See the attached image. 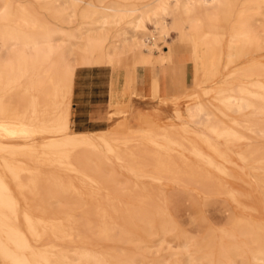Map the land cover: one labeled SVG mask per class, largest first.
Masks as SVG:
<instances>
[{"label":"bare ground","instance_id":"1","mask_svg":"<svg viewBox=\"0 0 264 264\" xmlns=\"http://www.w3.org/2000/svg\"><path fill=\"white\" fill-rule=\"evenodd\" d=\"M219 1L0 0V264H139L125 248L94 247L156 243L160 254L174 233L180 252L154 264H264V0H243L226 36ZM50 18L111 38L110 63L126 70L129 87L133 63L152 77L169 59L146 43V22L164 39L177 30L178 43L192 42L196 98L137 104L139 127L128 118L110 124L120 131H73L76 63ZM162 186L184 187L195 204L227 198L226 241L211 229L192 247Z\"/></svg>","mask_w":264,"mask_h":264},{"label":"rangeland","instance_id":"2","mask_svg":"<svg viewBox=\"0 0 264 264\" xmlns=\"http://www.w3.org/2000/svg\"><path fill=\"white\" fill-rule=\"evenodd\" d=\"M218 14H219V6H218ZM80 10L78 13L80 14ZM220 17V16H219ZM79 18V17H77ZM51 22H54L56 25H59L61 29H59L55 34L54 37L60 42L62 40H65L64 44L66 46L67 50V57L71 58L74 60L76 63V72L78 74H92V75H97V79L101 82H103V86L99 87V90L101 91H106L107 85H108V92H109V98L107 103L105 104H100V109L101 111L103 110L102 113L99 114V118L103 119L102 122L98 123H92L91 121H86L83 124H78L75 122V108H74V99H72V106H71V128L73 131H79L83 127H86L88 129L95 128V127H101L99 129H108L112 131H120L123 129L117 128L116 126H109L112 121L114 122L113 124L115 125L117 122H122L125 120H128L130 118V124L129 127L135 128L139 127L142 125V123L138 119H134L132 116L135 114L134 112V106L129 108L128 115H125L127 109H117L115 105L112 104L113 101L116 102H122L125 103L127 98H117L116 94H113V70H112V64L110 63V50L112 48V39H95V37L89 35L90 32H94V30L89 31L88 29H91L88 25H82L81 22L82 20H75L71 24H59L55 19L50 18ZM169 22L172 23V18L169 17ZM221 26L219 29V33L221 36H226V34L229 32V27L231 24V18H228L226 20H223L220 18ZM81 24V25H79ZM148 31L146 35L144 36L146 43L149 46H154L155 43H158L159 45V51L158 49L153 50L154 55H158L160 53H163V51H172L173 47L175 46V43L177 42L178 38V31L175 29H172L171 34L169 35V38L164 39L163 37L160 36V32L158 29H156L155 25L147 21L146 22ZM152 30H155V35ZM156 36V39H155ZM167 45V46H166ZM72 49V55L68 53V50ZM167 48V49H166ZM161 50V51H160ZM171 52V55H172ZM136 64L133 63L131 65L133 72L135 74V71L141 70V69H146L145 66L139 65L136 68ZM161 66H158L159 68ZM146 75V74H144ZM143 75V78H144ZM224 80L221 76H219L213 83L212 87L219 88L221 84H223ZM142 86L147 87V84L144 83V80L141 82ZM193 88V85H192ZM195 90L187 91L184 92V94L180 93L177 94L176 97L178 98H186L188 95L190 97H195ZM192 95V96H191ZM72 97H73V92H72ZM106 95H101L99 98L104 99ZM139 96L133 95L134 100H136ZM163 97H167L166 93L163 94ZM163 97L159 98L162 99ZM181 98V99H182ZM196 98V97H195ZM158 101L156 104H152L155 106L156 109H162L163 106H158ZM193 101V99H188V102ZM155 99H148V102L145 103V105L154 103ZM168 102V101H167ZM174 103V100L169 99V103L166 104V107L164 108H170L172 107ZM182 106V105H181ZM92 117V114L90 115ZM83 119L84 116L82 115ZM112 118V119H111ZM98 129V130H99ZM3 139V138H2ZM6 141H10L12 139H3ZM43 140V138H37L35 139V142H39ZM195 162H198L201 165H204L202 162L196 160L193 158ZM116 168L121 171H126L125 166H121L116 164ZM135 179L129 178L127 180L128 183H131ZM248 180L251 181L253 184L256 182L255 179L251 178V176H248ZM149 183L153 181H148ZM240 184L243 188H247V185L244 183H238ZM165 194L167 195L169 199V205L172 206V211L179 223V230L183 231V233H186L188 237H191V244L192 247L196 245L197 242L199 244L201 243L204 244L205 241L202 239L203 236L211 229H214V233L216 235V238L221 241H226V236L222 232L223 229L228 228L227 220L230 215V203H228V199L224 198L218 199L216 201H208L209 198H202V200L198 203H191V200L186 196L181 193V189L184 187L181 186H173V187H161ZM188 190L193 191V194L195 196H201L199 193V187L198 186H193L190 188H187ZM259 189H261V197L264 198V186H259ZM258 194L255 195V198L258 199ZM62 199L66 200L68 199V195H62ZM264 209V207H263ZM263 209L261 208L260 211L263 213ZM180 236L178 233L174 234H168L167 239L164 242V244L160 247H162V252L160 254H157L156 247L154 244L156 243H147V244H142L140 246H136L135 244L131 243H108V242H99L98 246L94 247L98 252H104V250L108 247H121L125 248L128 251V254H133L135 253V258L139 261V264H154V262L158 258H163L164 255L168 254H175L177 252H180V250L175 246V244L179 241L177 238ZM229 236V235H228ZM227 236V237H228ZM94 244V243H93ZM220 244V243H218ZM90 246V244H88ZM65 247L67 249H70L72 247L71 244H65ZM93 247V246H92ZM195 253V251H194ZM203 253V251H201ZM178 256L172 255L170 257L171 261H174L177 259ZM108 258V257H107ZM126 258V257H124ZM123 258V259H124ZM245 259L247 261L253 262V254L248 253L245 256ZM203 261H206L205 258H203Z\"/></svg>","mask_w":264,"mask_h":264},{"label":"crops","instance_id":"3","mask_svg":"<svg viewBox=\"0 0 264 264\" xmlns=\"http://www.w3.org/2000/svg\"><path fill=\"white\" fill-rule=\"evenodd\" d=\"M242 2L243 0H220V18L223 20L231 18L232 21ZM191 49V41L181 43L176 42L173 47L174 52H169V59L165 66L157 68L156 73H154L152 77H149L145 69L139 70L133 75L130 87L128 86L126 70L124 68L112 67L113 94H116L117 98H127L125 103L116 100V102L113 101L112 104L115 105L117 109H127L128 111H126L125 115H128V112H130L129 108L133 106L137 107L143 102L146 103L148 102V99H155L154 103L148 104L151 106L152 104H156L157 100L163 97L164 93H166L167 97L178 98L176 97L177 94H184V92L191 91L193 85L191 71L194 67ZM142 75H144V78ZM97 77V75L92 74H78L75 71L72 99L75 100L74 108L76 114L74 120L78 124H83L86 121H91L92 123L103 121L101 117H98L99 114L103 112V110L101 111L100 109V104L107 103L109 98V88L107 85L106 91L99 90V87L103 86V82L99 81ZM142 80L147 84V87L142 86ZM156 82L157 84H155ZM101 95H106V97L101 99L99 98ZM133 95L139 97L134 100ZM91 114L92 117L90 116ZM82 115L85 119H83ZM99 128L101 127L91 129L83 127L79 131L96 132L102 130Z\"/></svg>","mask_w":264,"mask_h":264}]
</instances>
